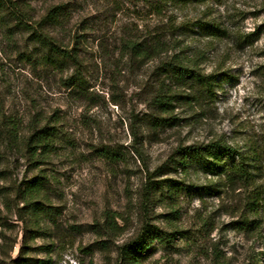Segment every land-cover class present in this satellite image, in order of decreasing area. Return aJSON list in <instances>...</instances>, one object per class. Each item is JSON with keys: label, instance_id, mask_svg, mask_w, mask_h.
<instances>
[{"label": "rangeland", "instance_id": "obj_1", "mask_svg": "<svg viewBox=\"0 0 264 264\" xmlns=\"http://www.w3.org/2000/svg\"><path fill=\"white\" fill-rule=\"evenodd\" d=\"M5 1L0 264H264V196L246 215L251 188L183 153L264 140V0ZM44 41L79 68L48 62ZM169 63L198 69L209 88ZM159 94L176 98L165 108ZM44 126L51 142L28 150ZM258 167L264 190V158ZM145 225L175 236L129 250Z\"/></svg>", "mask_w": 264, "mask_h": 264}, {"label": "trees", "instance_id": "obj_2", "mask_svg": "<svg viewBox=\"0 0 264 264\" xmlns=\"http://www.w3.org/2000/svg\"><path fill=\"white\" fill-rule=\"evenodd\" d=\"M175 1V0H168ZM206 1V0H199ZM58 7L50 9L46 15L40 21V24L47 21L56 20L59 11ZM0 10L5 11L7 14H11V8L6 3L5 0H0ZM213 35H223L224 31L217 25H209ZM43 40V39H42ZM46 46L52 51V53H46L44 58L51 63H60L65 59L71 60L76 68H79V58L76 54L66 53L59 47L54 46L50 42H46ZM137 47V43H136ZM139 48V47H137ZM176 74L185 77L188 76L193 80H198L203 83L204 86L209 88V81L198 69L196 70L193 66L182 63H169L168 64ZM65 83L67 85L74 86L80 84V78L74 76L66 79ZM176 96H169L167 94L157 95L156 101L161 106L168 108L171 105ZM173 117H164L157 115L156 125H163L172 120ZM52 136V131L49 126H44L42 128H37L27 139V149L28 150H38L42 146L49 145L50 137ZM264 139V138H263ZM44 142V143H42ZM31 152V151H30ZM183 153L186 157H190L193 161L201 163L212 173H218L221 177H224V180L228 184H241L243 183L246 187L251 188L248 198L245 202L246 207L249 208V213H259L260 205L263 196L264 190L263 187L257 183V180L254 177V168H259V162L264 158V140L262 141H249L245 144L234 145L225 141L223 139H217L207 143H199V145H188L184 148ZM263 166V164L261 165ZM260 166V167H261ZM46 177L37 176L32 181V186L34 188L40 187ZM154 186L150 187L148 185L146 190L150 193ZM29 206H36L39 204L38 201H28ZM152 232H155L153 235ZM175 236L173 232H169L163 229L152 230L151 227L145 225L143 233L140 237L135 239L130 245L129 250L145 251L153 245L156 240H162L164 242H169L172 240V237Z\"/></svg>", "mask_w": 264, "mask_h": 264}]
</instances>
